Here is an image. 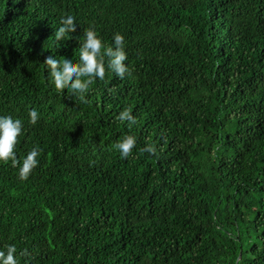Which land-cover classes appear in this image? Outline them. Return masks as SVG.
<instances>
[{
  "label": "trees",
  "instance_id": "1",
  "mask_svg": "<svg viewBox=\"0 0 264 264\" xmlns=\"http://www.w3.org/2000/svg\"><path fill=\"white\" fill-rule=\"evenodd\" d=\"M89 27L124 35L130 75L106 71L84 102L43 63L78 59ZM0 115L24 121L19 161L42 149L26 180L0 162L18 264H264V0H0Z\"/></svg>",
  "mask_w": 264,
  "mask_h": 264
},
{
  "label": "clouds",
  "instance_id": "2",
  "mask_svg": "<svg viewBox=\"0 0 264 264\" xmlns=\"http://www.w3.org/2000/svg\"><path fill=\"white\" fill-rule=\"evenodd\" d=\"M78 25L76 18L72 14L61 16L59 26L55 28L52 49L58 47L56 43L61 39H69ZM128 55L126 52V42L124 35L119 32L114 33L112 43L106 44L94 27H89L83 33L78 48V59L69 56L49 55L43 65L47 69V75L51 84L58 92H63L67 87L71 95L86 102V93L94 80L104 79L106 71H111L121 79L126 74L130 75V69L126 63ZM40 119V113L32 108L28 112V120L31 124H36ZM118 119L126 122L131 128L136 124V117L131 111L125 109L119 113ZM24 121L12 115H0V162H11L13 166H19V176L27 179L33 169L39 164V157L42 149L33 146L24 156L22 162L16 157V146L18 138L22 135ZM137 138L132 134H125L114 148L120 156L127 158L136 148ZM141 151L155 153L156 149L152 145L144 146ZM16 246L9 244L6 249L0 248V264H18L16 257Z\"/></svg>",
  "mask_w": 264,
  "mask_h": 264
},
{
  "label": "water",
  "instance_id": "3",
  "mask_svg": "<svg viewBox=\"0 0 264 264\" xmlns=\"http://www.w3.org/2000/svg\"><path fill=\"white\" fill-rule=\"evenodd\" d=\"M240 255V254H239Z\"/></svg>",
  "mask_w": 264,
  "mask_h": 264
}]
</instances>
